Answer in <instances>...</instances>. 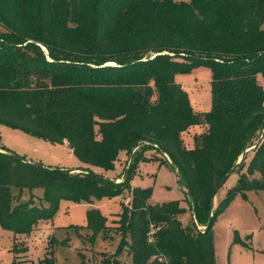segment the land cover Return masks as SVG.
Instances as JSON below:
<instances>
[{"label":"trees","instance_id":"trees-1","mask_svg":"<svg viewBox=\"0 0 264 264\" xmlns=\"http://www.w3.org/2000/svg\"><path fill=\"white\" fill-rule=\"evenodd\" d=\"M263 22L264 0H0V124L67 142L86 165L59 171L1 145V227L16 240L51 219L61 199L127 192L114 222L120 240L101 264L124 251L131 264H215L217 216L236 195L264 191ZM200 65L210 68L211 106L197 113L174 76ZM194 126L201 131L186 146ZM147 150L176 171L188 221L178 200L151 204V188L130 186ZM121 151L122 179L107 177ZM232 168L237 182L214 208ZM86 219L92 242L112 227L96 207ZM34 264H55L52 250Z\"/></svg>","mask_w":264,"mask_h":264},{"label":"rangeland","instance_id":"rangeland-1","mask_svg":"<svg viewBox=\"0 0 264 264\" xmlns=\"http://www.w3.org/2000/svg\"><path fill=\"white\" fill-rule=\"evenodd\" d=\"M2 30L0 26V31ZM210 78V68L204 65L193 67L187 72L176 73L174 76L175 81L187 92L190 105L197 113L210 109ZM259 80L264 89V81L260 75ZM200 131V126H194L185 132L182 135L184 144L192 146L193 135ZM0 145L45 166L76 170L86 167L74 156L68 145L50 143L2 124ZM250 158L251 153H248L246 161L248 162ZM163 159L164 157L155 150L145 151L143 158L137 161L131 173L130 186L151 188L148 200L151 204L178 200L186 208V214L182 217L186 222L191 216V210L185 199V188L176 177V171L164 163ZM124 168L126 153L121 151L114 170L95 169L99 172L104 171L107 177L121 180ZM245 171L246 169H243V172ZM238 175V172H233L226 179L214 196V208L226 191L235 185ZM253 176L258 177V174L255 173ZM32 192L36 198L42 194L39 188ZM29 197L30 193L25 189L21 199L27 200ZM122 202L129 203L127 192L108 199H96L92 203L61 199L58 210L51 219L39 221L28 235H20L16 240L12 237L11 231L0 225V264H12L13 260L20 264H34L43 258L48 250H52L55 264H101L105 257L111 256L113 259L111 254L116 251L121 237L114 222L121 211ZM90 207L98 208L107 218V224L112 225L104 234L98 233L93 242L88 239L92 232L85 227L86 212ZM198 227L200 230L205 228L204 225ZM212 230L215 264H264V191L249 190L245 195H236L217 216ZM235 235L242 242H234ZM13 248L15 252L12 251ZM114 257H117V262L112 264H131L125 251Z\"/></svg>","mask_w":264,"mask_h":264},{"label":"water","instance_id":"water-1","mask_svg":"<svg viewBox=\"0 0 264 264\" xmlns=\"http://www.w3.org/2000/svg\"><path fill=\"white\" fill-rule=\"evenodd\" d=\"M255 144H256V143H255ZM255 144L251 145L248 149L252 148ZM244 153H245V152H243V153L241 154V156L239 157L238 162H240V160L243 158ZM53 169H57V170H59V171H69V170H72V169H67V168H53ZM233 170H234V168H232L231 171H230L229 173H231ZM175 175H176V177H177V173H176V172H175ZM222 183H223V180L220 182L219 186H220ZM219 186L216 188V190H215V194L218 192V190H219ZM213 199H214V197L212 198V206H213ZM209 222H210V218H209ZM207 226H208V225H207ZM207 226H206V227H207Z\"/></svg>","mask_w":264,"mask_h":264},{"label":"crops","instance_id":"crops-1","mask_svg":"<svg viewBox=\"0 0 264 264\" xmlns=\"http://www.w3.org/2000/svg\"><path fill=\"white\" fill-rule=\"evenodd\" d=\"M64 144L68 145L67 142H64ZM1 146V145H0ZM2 147L4 148V146L2 145ZM5 149V148H4ZM1 150V149H0ZM8 150V149H7ZM3 151V150H2ZM11 151V150H10ZM128 158V155L126 154V159ZM214 201V199H213Z\"/></svg>","mask_w":264,"mask_h":264}]
</instances>
